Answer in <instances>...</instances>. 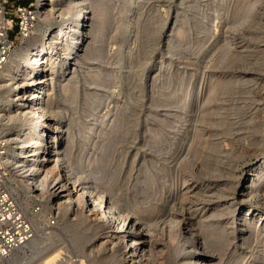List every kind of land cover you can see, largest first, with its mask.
<instances>
[{"label": "rangeland", "instance_id": "obj_1", "mask_svg": "<svg viewBox=\"0 0 264 264\" xmlns=\"http://www.w3.org/2000/svg\"><path fill=\"white\" fill-rule=\"evenodd\" d=\"M90 1L94 6H100L108 21H111L102 31L100 42L97 44L98 47H102V54L98 56L93 51L94 53L91 54L93 57L88 62L91 64L84 65L89 68L84 74H79L77 83L79 96L76 106L70 107L67 104L68 96L59 94L56 100L60 106L63 105L64 111L62 109L55 114L59 122L69 126L73 136V158L76 159L78 155L81 157L79 165L83 167L85 173L81 174L79 182L91 184L94 191L103 194L104 197L121 198L127 208L129 207L128 212L136 210L141 215L151 207L159 208V213L149 211L144 214V217L151 219V229L153 232L156 230L153 235L155 234L160 246L154 250L152 261L150 260L148 264H156L158 261H160L158 264L179 263L180 247L184 242L182 224L189 221L187 213L192 212L193 220L190 221L193 222L190 225H195L200 219L217 221L223 225L227 223L222 239L214 249L216 251L211 253L216 259V262L214 261L216 264L235 263V260L237 262L241 256L245 259L257 258L250 264H264V257H260L259 253L260 247L264 245V228L257 229L255 222L252 224L253 227H244V233L253 235H250L243 245L238 236L239 224H234V221L240 220L230 213L237 209L236 204L242 194L239 191L246 168L253 163H258L264 157V87H262L264 86V73L262 74L264 71V0ZM78 2L87 7V0H78ZM221 8L223 11L218 10ZM129 9L139 15L133 26L136 21L138 24L133 29L145 23L148 32L155 36L154 46L148 50L142 59L144 64L135 69L136 71L123 70L117 62L119 56L127 57V43L119 45L117 41L119 34H127L126 27L122 28V32L120 28L124 21L133 18L128 16ZM217 12L221 14L216 16ZM94 16V12H90L86 20L91 22ZM178 31H182L185 39L178 36ZM136 35L140 36V34ZM131 49L132 57H134L132 60H134L138 55L137 44ZM72 70L63 74L54 84L56 92L58 86L71 76ZM96 73L106 75L103 84L105 91L100 101L93 104L87 112L86 107L90 98L100 92L99 87L90 81L91 75ZM226 84H229V89L226 87L224 89ZM85 90L88 93H84ZM166 92L173 97L169 102L161 104V97ZM260 97H262L261 100ZM106 118H109L107 123L101 125ZM158 137H160L162 150L155 153L151 148L150 139ZM173 138H176V146L169 150ZM238 145L242 148L240 149ZM243 147L246 149V154ZM239 150L244 155L242 153L240 155ZM121 160L119 173L112 174L111 168ZM215 163L218 166L216 171L211 170ZM146 166L150 167L148 174H144ZM94 167L98 169V173L90 174V170ZM53 176L54 174L48 176L42 199L36 200L26 192L20 193L27 213L30 216L33 215L34 221L40 225L38 226L40 234L50 238L55 246H59L62 264H105V262L112 264V260L107 259L110 256L109 245L105 243L107 241L103 240L105 244L101 245L102 247H96L101 242L100 236L77 244L76 241L85 239L83 234L87 233V224L83 218L74 219L69 215L55 213L50 205L53 198L52 189H50L53 185L51 183ZM13 182H17V179ZM111 183L112 191L108 192L106 189ZM145 186L155 187L156 198L145 197V195L141 197V193L147 188ZM246 199V206L251 208V212L258 208L260 214H264V181L258 187L257 193L247 196ZM232 200L237 201L234 209H226L225 202L229 203ZM123 208L120 207L121 210ZM188 209H190L189 212ZM171 218L174 220L172 221ZM156 234L159 235L156 237ZM163 236L166 238L163 239ZM155 251L159 254L157 255ZM173 257L174 261L170 260ZM0 264L12 263L0 262ZM114 264L118 263L114 262Z\"/></svg>", "mask_w": 264, "mask_h": 264}, {"label": "bare ground", "instance_id": "obj_2", "mask_svg": "<svg viewBox=\"0 0 264 264\" xmlns=\"http://www.w3.org/2000/svg\"><path fill=\"white\" fill-rule=\"evenodd\" d=\"M87 1H88V3H86L87 4V7H86L82 4L80 5L78 0H66L63 3H62V0H53L52 3L50 5H48V7L46 8L45 15L40 16L42 19H44L46 17L48 18L51 13H58L61 17H63V19L65 17L68 20L69 32H68V35H66L67 37L62 36V35L55 36V38L53 39V42L52 43L50 42L49 44H47V46H48L47 48H51L54 44L57 46H59V44H60V47L63 50H68V51H72V50L74 51L75 50V55L72 58V64H70V70L73 69L72 72H70L71 76L64 83L59 85L58 86L59 88L57 87L58 88L57 92H56V90H54L55 89L54 84H56V82L59 80V78L62 76V74L58 71V68H56V66L58 67V65L55 66L53 64V61L44 65L43 62L38 58L40 53H42V50H44L46 48V46H44V42L42 41V38L37 42V43L42 45V48H43L42 50L39 51V50H37V46L31 47V45H27L25 47H19L13 51L8 63L0 71V123L3 127V136L8 143V148H7L6 156H5V164H6V167L8 168V171L10 172V175L12 178V183H13L12 191L18 197H19L20 193L26 192L30 195L31 198H34L36 200L42 199L44 196L45 188H46L45 183L48 181V176L50 174H54V176L51 180V183L53 185L50 188V189H52L51 194L53 195L52 202L50 203L51 207L55 210L56 214L61 213V215H69L70 217H72L74 219L75 218H83L84 222L87 224V226H86L87 233L83 234L85 239L82 238L83 240L76 241L77 244H79V243L82 244L83 242H85L86 239L92 240V239H96L95 237L100 236L101 242H99V244H97L96 247L100 248V247H102L101 245L108 243L110 256L107 257V259H108V261L112 260V264H114V262H116L118 264L119 263L120 264H148V262L150 260L152 261L154 250L157 249V247L159 246V243H158V239L155 238V236H154L155 234L153 235V233L156 230L153 232V230L151 229V224H150L151 219L150 218L147 219L146 217H144V214H146L149 211H153V213H154V211L158 212L159 208H157V206L151 207L148 209L147 212L145 211L146 213H144V214L142 213L143 215L142 214L140 215L139 212L136 210H132V211L130 210V212H128L129 207L127 208V206L123 203L121 198H119V197L113 198L112 196H111L112 198L104 197V196H102L103 194L96 193L94 191V189L90 186L91 184L79 182L81 174L85 173V170L83 169V167L79 165L81 157H79V155H78V157L76 159L73 158L74 157V156H72L73 151H74L73 150L74 146H73V142H72L73 136L69 131V126H65L64 124H62V122H59L55 118V114L61 112L63 109V107H62L63 105L60 106L56 100V98L59 94L68 96V100L67 99L66 100H67V104L70 107H74L78 103L77 102L78 96H79V91L77 89L78 76H79V74H84L85 71L89 68V67L88 68L85 67L84 65L91 64L88 62H90L89 60L93 57L91 55L92 53H94L93 51H95V53L98 56H101L103 49H102V47H98L99 45H97V44L100 42V35L102 34V31L111 22V21H108L106 15L103 14V9H101L100 6H94L90 0H87ZM219 2H222V0H219ZM75 7H77L76 8V17L79 16L80 18H82V22L79 25L75 23L74 18H73ZM218 10L223 11V8L218 9ZM90 12H94L95 16H94V19L91 20V22H88L86 20L87 18L85 19V17H88V14H90ZM78 14H80V15H78ZM220 14H221V12L220 13L217 12L216 16H219ZM128 16L133 17V18L128 19L127 21H124L121 24V28H120L121 29L120 31L122 32V28L126 27L127 34H125V35L119 34L118 41H117L119 43V45H123L124 43H127L126 49H128V51H127L128 54H127L126 58H124V56H122V55L119 56L117 62H118L119 67L123 70L128 69V70L136 71L135 69H138L139 67H141L144 64L142 62V59H144L148 50L152 46H154L155 36L153 33L148 32V29L145 26V23H143V24L141 23L142 25H140V27L138 26V28L135 27V30L133 29V27L136 24H138V22L136 21L135 25L133 26L135 19L137 20V17H139V15L136 14L135 11H132L129 9L128 10ZM140 18H141V16H140ZM138 21H139V19H138ZM136 34H140V36L139 35L137 36ZM178 36H180L181 39L182 38L185 39V36L183 35L182 31H178ZM135 44H137V48H138L137 54L138 55L136 54L137 56L135 57L134 60H132L134 57H132V49L131 48L134 47ZM95 46H97V48L94 49ZM81 52H83V54H80ZM47 56H50V55H47ZM165 65H166V63H165ZM83 69H84V71H83ZM160 69H162V68H160ZM261 69H263V68H261ZM46 71L48 74L44 73ZM263 73H264V71H262V74ZM105 77H106V75H104L102 73H96V74L91 75V78H90L91 83L97 85L99 87L98 89L100 92H99V94L90 98V101L86 107L87 112L91 109V106L93 104H97L100 101V99L102 98L103 92L105 91V88H103ZM158 77H157V79H158ZM225 87L227 89H229V84H226L224 86V89H225ZM262 87H264V86L262 85ZM262 87L260 86L261 89H263ZM85 91L86 92H84V93H88L87 90H85ZM257 93H260V92H257ZM39 94H40V97H39ZM256 95H258V94H256ZM196 96H195V98H196ZM172 97L173 96H171L168 92L163 93V95L161 97V104H165V103L169 102ZM261 98L262 97H260L259 99L261 100ZM263 98H264V96H263ZM208 101H209V99H208ZM133 103L134 102H132V104ZM177 104H178V102H177ZM200 105H202V104L200 103ZM190 107H192V105ZM212 109H213V107H212ZM63 111H64V109H63ZM155 117H157V116H155ZM108 119L109 118H106L105 121H103V123H101V125L102 124L104 125L105 123H107ZM206 120H207V118H206ZM75 121H76V119H75ZM189 124H190V122H189ZM245 124H246V122H245ZM12 125H14L15 127H11ZM172 127H174V126H172ZM175 129L176 128H174V130ZM192 130H193V128H192ZM240 130H241V128H240ZM231 131H232V128H231ZM152 133H154V132H152ZM90 134H92V132H90ZM212 136H213V134H212ZM239 136H241V135H239ZM111 137H113V135ZM261 141L262 140H260V142ZM210 142H212V141H210ZM150 144L152 145L151 148L154 150L155 153H158L159 151L161 152L162 144L160 143V137L155 138V139H150ZM188 145H190V144H188ZM202 145H203V142H202ZM211 145H212V143H211ZM175 146H176V138H173L172 143L170 144L169 150H172ZM236 147H237V145H236ZM238 147H239V145H238ZM244 149H245V147H243V151L246 154V152H245L246 149L245 150ZM190 150H192V149H190ZM251 150L252 149H250V154H252ZM253 150H254V148H253ZM186 151H187V149H186ZM260 151H261V149H260ZM184 152H185V149H184ZM236 152H235V154H236ZM239 152L241 155L242 152L240 150H239ZM239 152H237V153H239ZM247 154H249V153H247ZM258 154H260V153H258ZM160 155H161V153H160ZM253 155H254V153H253ZM181 156H182V154H181ZM248 156H250V155H248ZM163 159H165V158H163ZM208 161L206 163H208ZM111 162H112V160H111ZM174 162H175V160H174ZM194 163H195V161H194ZM97 164H99V163H97ZM236 164H237V162H236ZM94 165H96V164H94ZM121 165H122V160L119 162H116V164L110 170L112 172V174H118L120 169H121ZM200 167L202 168L203 166H200ZM212 167L213 168L211 170L216 171L218 169V166L216 163ZM231 171H232V169H231ZM149 172H150V167H147V166L144 167V174H148ZM97 173H98V169L95 167L92 168V170H90V174H97ZM129 173H130V171H129ZM71 174H77V175L73 176ZM160 177L161 176H159V178ZM233 177H235V176H233ZM229 178L230 177H228V179ZM263 178H264V157H262L258 163H255V164L253 163V165L248 166L246 168L245 173L243 175L240 191H239L242 194L239 196L240 199L237 200L238 203L236 204L237 201L232 200L229 203H228V201H226L224 204L226 209L233 208L236 204L237 209L232 210L230 213L233 217L236 216L238 218V220H240L239 222L234 221V224H236V223L239 224L240 229L238 232V236L240 238V241L243 243V245L246 242V240H248L247 238L250 237V235H253L251 233L249 235H248V233L247 234L244 233V230H243L244 227L245 228L250 227L255 222V224H257V225H255V226H257V229L264 228V214H260V209L256 208L255 210H253L251 212V210H250L251 208L249 206H246L247 205L246 204L247 203L246 197L247 196L249 197L250 195L257 193L258 187H260L263 184V181H264ZM13 179L14 180L17 179V182H15V184L13 182L14 181ZM224 179H225V177H224ZM148 180H149V178H148ZM222 186H224V185H222ZM145 187H147V188L144 189V191L142 193L140 192L141 197H144V195H145V197L146 196H149V197L154 196L155 197V194H156L155 187H152V186H145ZM165 188H166V186H165ZM197 189H199V188H197ZM101 191H103V190H101ZM106 191H108V192L112 191V183L106 189ZM183 191H185V190H183ZM183 193H185V192H183ZM135 196H137V195H135ZM217 198L220 199L219 197H217ZM166 199H164V200H166ZM187 199H188V194H187ZM187 199H184V200L186 201ZM212 199L214 200V198H212ZM153 200H155V199H153ZM180 200H182V199H180ZM191 200H192V198H191ZM262 200H263V198H262ZM161 201H162V198H161ZM185 203H187V202H185ZM191 203H193V202H191ZM24 204L25 203L23 202L22 207L24 206L23 207L24 213H27V211H26L27 209H26V206ZM253 204H255V203H253ZM143 205H145L144 202H143ZM143 205H141V206H143ZM149 205H150V203H149ZM163 205H164V203H163ZM178 205H177V208H178ZM182 206H183V204H182ZM120 207H124L123 210H121ZM126 208H127V211H126ZM141 208H143V207H141ZM174 208H175V206H174ZM189 210L190 209H188V212H189ZM222 210H223V208H222ZM142 212H144V211H142ZM170 212H172V209ZM179 212H180V210H179ZM158 213H156V214H158ZM192 213H187L189 216L188 217L189 221L186 220L187 222H184L182 224L183 229H184V234H183L184 235V239H183L184 242H183V244L180 242L182 244V246L180 247L181 252H180V258H179L178 264H216L215 263L216 259L211 255V253L213 254V252L216 251V250L214 251V249L217 246V244L219 243V241H221L222 235H223L222 233H223V231L225 232L224 228L227 225V223H226V225H223L222 223L217 222V221L201 220V219L198 220L199 219L198 218L197 219L198 221L195 220L197 222L195 225L194 224L190 225V223L193 222V221L192 222L190 221V220H193V214ZM209 214H211V212ZM32 216L33 215H31V216L29 215V218L32 221L31 222L32 230L34 232L33 239H31L29 242H27L25 245H23L19 249L12 252L10 254V256L8 257L6 262H9L12 264H62L61 263L62 260L60 261L61 254H60V251H58L59 246L58 247L55 246L53 241L50 238L43 237L40 234V230L38 227L40 225H38L37 221H36L37 222V225H36V222L34 221ZM174 216H175V214H174ZM225 216H227V215H225ZM169 217H170V214H169ZM205 217L207 218V216H205ZM155 219H156V217H155ZM161 219H163V218L161 217ZM173 220L174 219H172V221ZM175 220H176V218H175ZM180 221H181V219H180ZM224 222H225V220H224ZM152 223H154V222H152ZM161 227H160V229H161ZM160 229H159V232H160ZM173 229L175 230V228H172V230ZM167 230H168V228H167ZM161 234L163 235V232ZM262 234H261V236H263ZM158 235L156 234V237ZM171 235H174V234H171ZM246 235H248V236H246ZM164 237L166 238V236H163V239H164ZM171 237H173V236H171ZM171 237H170V239H172ZM258 238H259V236H258ZM103 240H105L107 242H105ZM253 240H254V237H253ZM165 241H166V239H165ZM160 243H162V242L160 241ZM177 244H178V242H177ZM252 248H254V247L252 246ZM160 249L162 250L163 248H160ZM172 249H170V250H172ZM162 251H165V250H162ZM172 251H174V250H172ZM166 252H168V251H166ZM259 253H260V257L263 258L264 257V245L262 247H260ZM158 254L159 253H157V255ZM173 255H174V253H173ZM223 255H224V253H223ZM246 255H247V253H246ZM156 256H155V258H156ZM165 256H167V255L165 254ZM249 256H250V254H249ZM244 257H246V256H244ZM256 259H257L256 257H252L251 259H249V258L245 259V258H242V256H241L237 262L235 260V263H227V264H250V263L256 261ZM170 260L174 261V257L171 258ZM101 261H102V259H101ZM104 261L105 260H103V262ZM158 262H160V261H158ZM158 262L156 264H158ZM161 262H163V261H161ZM219 262H220V260H219ZM106 263H108V262H105V264ZM109 264H110V262H109Z\"/></svg>", "mask_w": 264, "mask_h": 264}, {"label": "built area", "instance_id": "obj_3", "mask_svg": "<svg viewBox=\"0 0 264 264\" xmlns=\"http://www.w3.org/2000/svg\"><path fill=\"white\" fill-rule=\"evenodd\" d=\"M52 1L0 0V71L15 49L31 45L37 46L39 51L42 50V45L37 43L41 38L46 48L38 58L43 64L53 61L62 75L70 71L75 50H63L60 44L47 48V44L52 43L55 36H66L69 32L68 20L58 13H51L44 19L40 17L45 15V10ZM76 8L73 18L79 25L82 18L76 17ZM44 73L48 74L47 71ZM7 148L8 143L0 123V262H6L12 252L34 237L32 221L28 213H24V206L22 207L23 200L12 191V178L5 164Z\"/></svg>", "mask_w": 264, "mask_h": 264}]
</instances>
